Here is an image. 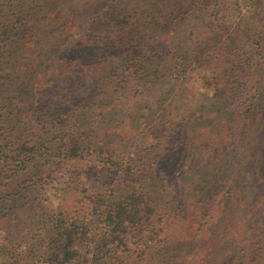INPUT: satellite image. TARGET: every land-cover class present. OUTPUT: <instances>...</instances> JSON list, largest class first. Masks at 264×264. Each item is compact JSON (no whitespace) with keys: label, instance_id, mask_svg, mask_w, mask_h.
<instances>
[{"label":"trees","instance_id":"trees-1","mask_svg":"<svg viewBox=\"0 0 264 264\" xmlns=\"http://www.w3.org/2000/svg\"><path fill=\"white\" fill-rule=\"evenodd\" d=\"M240 4L0 0V219L11 223L0 237L3 264H173L216 222L227 240L207 264H264V97L256 92L264 72L240 49L262 56V37L246 17L264 4ZM29 54L46 55L47 70L23 80L16 57L22 66ZM171 77L175 84L137 108L131 127L122 121L124 133L110 131L114 118L84 124L85 106L107 101L122 84L137 95ZM188 81L206 101L187 107ZM234 93L243 107L230 180L218 167L208 175L200 160L226 153L209 146L233 129L225 113ZM115 138L132 143L126 153ZM89 145L99 154L93 164ZM195 167L205 178L200 188L185 177ZM54 180L71 207L44 199ZM187 214L197 218L189 238L181 228ZM239 219L248 223L232 233Z\"/></svg>","mask_w":264,"mask_h":264},{"label":"rangeland","instance_id":"rangeland-1","mask_svg":"<svg viewBox=\"0 0 264 264\" xmlns=\"http://www.w3.org/2000/svg\"><path fill=\"white\" fill-rule=\"evenodd\" d=\"M244 1L247 2L248 0H237L239 4L242 2L244 3ZM256 1L258 2V5L264 4V0H256ZM252 2H254V0H251V3ZM261 11H264V6L262 7ZM44 15H45L44 11L42 10L38 11V16L40 19H42ZM51 17H52V14H48L44 18L47 20H51ZM246 18H249L250 21H252L253 23L257 25V30L259 31V35H261L262 40H263L262 56L260 52L257 53L253 49L254 47L252 46H243V47L240 46V49L241 51H243L242 52L243 54H246L247 56L250 57L253 63H256L255 69H258L259 67L262 66V69L264 72V12H260L259 14H256L255 16H252V14H248ZM225 20H227V17L225 18ZM45 22L46 21H38V23H45ZM50 24L51 25L54 24L52 20ZM179 33L181 37L183 32L179 31ZM233 39H234V44L232 45H235L236 41L239 43L237 38L233 37ZM249 54H252V56H250ZM24 56H26V59L24 60V64L22 66H21L20 60L18 59V56L16 57L17 63L20 65V67L21 68L24 67L22 73H20L23 75V80H25L26 78L28 79H33L36 77L38 78V76L42 75V73H44L47 70L46 62L44 60L46 55H43L42 59L38 58V61L34 59L37 56L34 57L33 54L24 55ZM256 60L260 64H258ZM30 63H32V65H30ZM256 74H259V73L256 72ZM232 77L234 80H237V82L239 83L240 76L238 74L234 73ZM256 78L257 77L254 74L252 76V80ZM172 79L173 77L165 78V80L156 83V85H153L149 90L140 92V94H137V95H135L132 90L129 91L127 89V87L129 86L128 84H122L119 87L120 90L119 91L117 90V92L114 95L109 96L107 101H100V104L96 103L93 106H90L89 104L85 106L87 110L85 111L84 124H86L89 127V125L90 126L92 124L94 125V123H97L99 121L106 122V121H109L108 119L114 118L115 126L112 121H109L110 131L113 130L116 132L117 135H119V133L123 129L124 131L122 130L123 131L122 133H124L126 123L122 121L126 120L127 122L129 118L132 117L133 114L134 115L137 114V108L142 107L143 104L149 105L150 103H153L156 97H158L162 88H166L168 87V85L175 84L172 81ZM22 84H25V83L22 82ZM187 88L189 90H187L184 96L185 97L184 100L188 101L189 103L187 107H192L195 102L197 104H199L200 102H204L209 97V95H206V93L201 94L200 89L197 86H194L193 82L191 81L187 82ZM256 92L259 94L260 97H264V77L262 79V83L257 87ZM242 101H243V98L240 95V93H234L233 99L227 102V104H229V107H230L228 111L229 114L225 113V117L227 118L228 125L231 123L233 129L229 131L223 128L224 131L218 132L219 133L218 137L211 138L210 140L211 146L214 147L212 148L209 146L210 150H213L215 149V147H217V149L220 148L221 151H226V153L220 158L219 161L213 160L215 158V153L213 152L208 154L206 158L200 160V165L202 163L203 167H206L204 169L207 172L209 171L208 175H210L211 173H214L213 169L218 167V169H220V172L223 175L228 174V177L230 180L235 179L234 173L230 171L232 170L233 164L237 162L238 160L236 158H233L234 153H232V148H234V144H235V135L237 134V127L241 123L239 121L241 117L240 116L241 109L243 107L241 106ZM89 121H91L92 124H89ZM128 122H129V127H131L132 125L131 122L130 121ZM197 122L199 125H203L206 121H203L202 118H200L197 120ZM196 133H200V132L197 131ZM123 138L127 139L128 138L127 134H125ZM113 142H114V148L123 151L122 153H126L130 148L129 145L132 144L127 141H123V140L120 141L117 138H115ZM89 151H91V155L89 156L88 159L90 163L93 164V161L96 160L95 156L98 157L99 154L95 152L93 154L92 147L90 145H89V148H87L86 152H89ZM95 165H97V167L101 166L97 162ZM185 177L188 178L189 182H193V178H194L195 180V185H193L194 187L200 188L205 182V178L202 175V172L199 170L198 167L189 168L185 173ZM209 182L211 185L213 184L212 180H209ZM193 186H188V188H183V191H185L184 193L187 194L190 191H193ZM42 193H43V197L46 200V202H51L52 206L59 204L66 208L71 207V206H68L70 203L69 199L67 198L65 193L62 190H60L59 181L54 180L52 182H49ZM252 193L253 191L248 192V199H250V196L252 195ZM251 200L252 199H250L249 202H251ZM225 201L228 202V200H225ZM14 223L15 222H12V224ZM247 223L248 222H244L242 219H239L236 225L237 227H234L230 231L232 233L236 232V234H241L242 229L244 228V226L247 225ZM9 225H11L10 222L8 223L7 221L0 219V237L4 236L5 232L9 228ZM212 225L213 226H211L210 229H207L205 232H203V236L200 237L199 242L195 246V248H193L191 251H188V250L184 251L185 255L179 256V259L175 261V263L173 264H207L208 258L210 259L209 261H211V259L214 256H216L218 252L220 251V247L227 240V235H228L227 234L228 232L219 233V232L214 231V227L217 226V222L213 223ZM196 226H197V218L194 219L192 214H187L183 220V225L181 227L184 233V236L186 238L191 237L192 235L191 233ZM184 252H181V254H183ZM7 256H8L7 254L4 255V251L1 252L0 264L5 263L3 260L8 259ZM210 256L212 257L210 258ZM128 263L129 264H158L153 260H149L148 258L141 261L140 263H138V261H136L134 258L132 260H130L129 258Z\"/></svg>","mask_w":264,"mask_h":264}]
</instances>
